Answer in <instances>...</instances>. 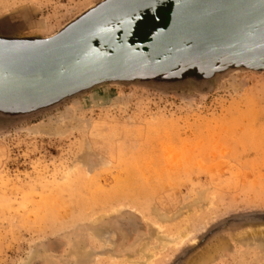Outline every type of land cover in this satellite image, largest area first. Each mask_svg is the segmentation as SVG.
<instances>
[{"label": "rangeland", "instance_id": "374dc122", "mask_svg": "<svg viewBox=\"0 0 264 264\" xmlns=\"http://www.w3.org/2000/svg\"><path fill=\"white\" fill-rule=\"evenodd\" d=\"M120 1L0 0V45ZM222 61L0 99V264H264V67Z\"/></svg>", "mask_w": 264, "mask_h": 264}, {"label": "water", "instance_id": "95a60500", "mask_svg": "<svg viewBox=\"0 0 264 264\" xmlns=\"http://www.w3.org/2000/svg\"><path fill=\"white\" fill-rule=\"evenodd\" d=\"M161 8L167 26L142 27L141 37L137 23ZM221 59L228 61L222 67H264V0H122L52 38L0 45V99L18 111L35 109L183 60Z\"/></svg>", "mask_w": 264, "mask_h": 264}, {"label": "flooded vegetation", "instance_id": "af4514ba", "mask_svg": "<svg viewBox=\"0 0 264 264\" xmlns=\"http://www.w3.org/2000/svg\"><path fill=\"white\" fill-rule=\"evenodd\" d=\"M159 12H160V14L157 18L154 16L155 17V24L156 25L160 24V22L163 21L164 27H166L168 22H169V12L164 11L162 8L159 10ZM137 25L140 26L139 23H137ZM150 25H152V24H149L146 27L151 28ZM137 30L139 31V33H140L139 35L141 37H145V35L142 32L143 30L141 28H138Z\"/></svg>", "mask_w": 264, "mask_h": 264}, {"label": "bare ground", "instance_id": "6f19581e", "mask_svg": "<svg viewBox=\"0 0 264 264\" xmlns=\"http://www.w3.org/2000/svg\"><path fill=\"white\" fill-rule=\"evenodd\" d=\"M118 191V190H117ZM93 202V201H92ZM61 205V204H60ZM58 206V205H57ZM87 206V205H86ZM264 239V234L260 235ZM99 241V240H98ZM264 241V240H263Z\"/></svg>", "mask_w": 264, "mask_h": 264}]
</instances>
